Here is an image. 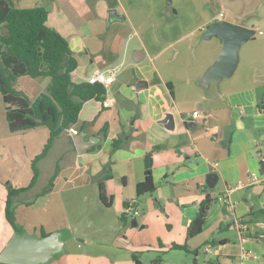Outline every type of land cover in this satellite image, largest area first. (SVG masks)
<instances>
[{
  "label": "crops",
  "instance_id": "obj_1",
  "mask_svg": "<svg viewBox=\"0 0 264 264\" xmlns=\"http://www.w3.org/2000/svg\"><path fill=\"white\" fill-rule=\"evenodd\" d=\"M7 1L47 10L46 25L67 40L76 59L74 82L115 70L105 87L108 105L96 98L85 101L78 121L37 160L33 186L12 197L21 233L55 236L58 247L40 264L60 259L68 241L80 239L77 229L89 226L70 212L74 202L93 204L98 212L90 230L101 250L97 256L76 258L80 264H134V251L142 264L158 256L160 264H264V185L248 184L249 174L262 172L264 155V0ZM111 8L118 15L109 21ZM220 20L253 28L255 35L240 46L234 73L205 86L202 76L222 40L216 35L205 40L202 34ZM21 79L29 82L32 93L26 94L32 99L50 81L46 76H20L14 84L20 91ZM141 81L147 85L137 90ZM167 116L172 128L161 122ZM79 132L84 140L96 139L81 153L73 140ZM3 136L0 166L18 168L23 156L30 162L41 153L49 130L41 125ZM115 139L120 144L113 149ZM149 151L156 188L138 197L136 184L143 180ZM105 166L111 173L103 180L110 206L98 196ZM12 170L7 177L0 175V252L17 234L5 217L7 190L2 182L26 187L33 176L26 173L23 179ZM54 174L51 191L43 195ZM238 180L244 186L229 194L236 202L231 213L216 198ZM206 195L212 202L202 231L187 237V225ZM128 202L140 210L135 219L124 216ZM236 220L245 226L244 240ZM172 243L184 244L188 251L169 249Z\"/></svg>",
  "mask_w": 264,
  "mask_h": 264
},
{
  "label": "trees",
  "instance_id": "obj_2",
  "mask_svg": "<svg viewBox=\"0 0 264 264\" xmlns=\"http://www.w3.org/2000/svg\"><path fill=\"white\" fill-rule=\"evenodd\" d=\"M46 17L47 10L42 6L22 8L10 4L7 0H0V94L8 129L15 132L43 125L49 130L42 152L32 162L31 182L26 187L19 188L5 182V217L17 234L22 230L15 222L12 197L33 186L38 173L35 163L47 153L56 137L68 131L78 121L83 103L91 98L103 102L106 93V86L101 83L90 84L72 80L71 73L76 67V59L67 40L58 31L46 25ZM24 75L31 78L46 76L50 81L45 91L30 100L23 91L14 86L16 79ZM169 88L171 89L170 86ZM119 144V140L115 139L112 148L115 149ZM151 167L152 151H149L144 156L143 180L136 184L138 197L156 188L151 176ZM103 171L97 183L98 196L104 206H110L111 196L106 194L103 183L104 179L111 177L110 167L105 166ZM54 178L55 174L42 190L43 194L51 191ZM211 202L212 199L208 195L200 201L196 216L187 225V237H193L202 231ZM120 218L123 219V214ZM46 234L41 232V236ZM169 249L187 250V247L184 244L172 243ZM138 253H132L134 264H142L137 257ZM160 262L161 257L158 256L151 264Z\"/></svg>",
  "mask_w": 264,
  "mask_h": 264
},
{
  "label": "water",
  "instance_id": "obj_3",
  "mask_svg": "<svg viewBox=\"0 0 264 264\" xmlns=\"http://www.w3.org/2000/svg\"><path fill=\"white\" fill-rule=\"evenodd\" d=\"M109 21L110 16L118 15L116 10L111 8L108 10ZM218 36L222 40L221 49L206 68L202 76L203 85L207 86L211 82H219L223 78L230 77L239 61L240 46L255 35V29L242 24L234 23L228 20H220L211 22L202 34V39H210L212 36ZM143 83V84H142ZM146 86V82H139L136 86L137 90ZM170 116H167L162 123L166 127L172 128L167 123ZM83 133L79 132L73 137L76 150L81 153L85 149L94 144V137L84 140ZM261 171L264 173V155L260 161ZM132 227L137 226L136 220L130 222ZM143 226H139L142 228ZM58 247L55 236L46 234L38 236L36 234H16L12 237L0 252V262L6 264H40L46 261L49 253Z\"/></svg>",
  "mask_w": 264,
  "mask_h": 264
},
{
  "label": "rangeland",
  "instance_id": "obj_4",
  "mask_svg": "<svg viewBox=\"0 0 264 264\" xmlns=\"http://www.w3.org/2000/svg\"><path fill=\"white\" fill-rule=\"evenodd\" d=\"M150 21H154V20H150ZM19 83L23 87L20 89L22 91H24L25 94L29 91H30V93H32V89H30V87H29V82H24L21 79V80H19ZM30 95H32V94H30ZM28 98L31 100L32 96H28ZM10 132H12V131H10L7 127L6 119L4 116V105L2 102V96L0 94V149L3 146V143H5L4 136H3L4 133L10 134ZM9 142H11V139H9ZM34 159H35V157H32L30 159V162H29L27 156L25 155L22 157L21 166H19L18 168H16L15 166H0V175L7 177L9 175V173H11L10 170L13 169L12 170L13 174H15V175L19 174V176L21 178L26 179V173L27 174L31 173V175H33L32 162ZM36 164H37V162L35 163V165ZM36 168H37V166H36ZM30 179L31 178H29V181H30ZM0 181H2L1 178H0ZM29 181H28L27 185L29 184ZM5 182L6 181H3L2 183H4V185H5ZM44 188L45 187H43L42 189H44ZM78 193H80V192H78ZM45 194H47V193H45ZM45 194H43V195H45ZM55 198L57 199V195H55ZM80 203H83V202H80ZM5 205H6V203H5ZM69 206H70V212L75 214V217H80V220H82L81 222H87L89 224L90 228L87 224L78 228L76 233L78 235L77 238L79 237L80 239L79 240L76 239L75 243H72V241L69 240L68 244H67V250H65V252L61 255L62 257L60 259L59 258H56V259L52 258L50 261L55 259V260H53L55 262L52 264H80V261L77 259H79L82 255L87 254L88 256L89 255L97 256V255H99L98 249L101 250V248L99 247V244L96 243L95 233L93 234L92 230H90V229L94 228V225H92L90 222L95 221V216L98 215L97 210L94 209V205L91 204L89 206L86 203L84 205L79 204L77 206L76 202H74L73 204H71ZM109 212H111V211H109ZM14 214H15V212H14ZM15 233H16V231H15Z\"/></svg>",
  "mask_w": 264,
  "mask_h": 264
},
{
  "label": "built area",
  "instance_id": "obj_5",
  "mask_svg": "<svg viewBox=\"0 0 264 264\" xmlns=\"http://www.w3.org/2000/svg\"><path fill=\"white\" fill-rule=\"evenodd\" d=\"M219 15L221 17L223 15V13L221 12ZM259 33H262V31H259ZM114 75H115V70H113V69L108 70V74H105V73H102V72H96V73L90 75L86 79V82H88L90 84L101 83L104 86H107V84L113 80ZM103 103H104L105 106L108 105V101L104 100ZM196 117H197V114L194 113L192 115V118L195 119ZM248 177H249L248 184H261V185H264V173L263 172L255 173V174L254 173L253 174H249ZM243 186H244L243 183L240 180H238L235 183V185H228L226 190L223 193H221L216 199L221 201V202H223L226 205L228 211L233 213L235 205H236V202L233 201L230 198L229 194L234 188H239V187H243ZM139 215H140V210L137 209L132 202H128L124 206V216H126V218L129 217V218H134L135 219ZM235 226L238 229V234L244 240L245 236H243V230L245 229V226H244L243 222L241 220H236ZM205 250L209 251L210 248L206 247Z\"/></svg>",
  "mask_w": 264,
  "mask_h": 264
}]
</instances>
